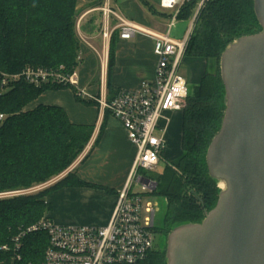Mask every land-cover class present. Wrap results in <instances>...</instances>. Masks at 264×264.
Returning <instances> with one entry per match:
<instances>
[{"label":"trees","instance_id":"1","mask_svg":"<svg viewBox=\"0 0 264 264\" xmlns=\"http://www.w3.org/2000/svg\"><path fill=\"white\" fill-rule=\"evenodd\" d=\"M76 5L77 0H0V194L24 192L59 177L91 141L95 127L72 124L62 108L29 109L43 92L65 87L37 89L19 80L1 91L3 73L61 66L72 73L78 67L82 43ZM195 9L196 2L186 4L178 19H192ZM260 31L253 0H209L196 19L186 55L220 60L230 43ZM113 63L111 46L109 75ZM224 97L220 73L204 75L182 112L181 155L166 164L163 174L149 176L157 183L154 195L168 203L159 229L165 242L175 226L200 223L217 204L220 190L208 174L206 153L222 124ZM70 186L97 187L69 172L39 194L0 197V264H44L48 236L29 228L47 218V196ZM143 264H167L166 244Z\"/></svg>","mask_w":264,"mask_h":264},{"label":"built area","instance_id":"2","mask_svg":"<svg viewBox=\"0 0 264 264\" xmlns=\"http://www.w3.org/2000/svg\"><path fill=\"white\" fill-rule=\"evenodd\" d=\"M208 1L158 0L161 9L173 13L164 35L140 28L109 8L101 9L105 17L114 15L119 22L113 30L104 32L105 38L110 39L113 32L119 30L120 38L124 40L137 34H147L154 39L155 77L143 82L138 90H120L111 99L103 100L78 88L77 68L67 73L63 66L58 69L28 67L19 74L1 75L2 93L8 92L12 83L23 80L37 89L45 86L73 88L78 98L99 102L103 111H108L122 124L137 150L127 183L117 196L106 226H59L43 218L29 228V232H44L48 236L44 264H143L156 249V206L148 203L144 207L143 198L154 196L157 183L141 172L154 173L165 162L166 136L172 117L181 114L187 106L189 82L179 69L196 18ZM191 2H196L197 7L191 27L182 40H175L171 33L179 20L178 15ZM81 61L80 54L77 62L81 64ZM90 149L88 144L79 159H83ZM10 194L13 193L0 194V197Z\"/></svg>","mask_w":264,"mask_h":264},{"label":"crops","instance_id":"3","mask_svg":"<svg viewBox=\"0 0 264 264\" xmlns=\"http://www.w3.org/2000/svg\"><path fill=\"white\" fill-rule=\"evenodd\" d=\"M104 7L140 28L160 35L166 34L173 15L161 9L158 0H77V34L82 43V61L77 67L78 88L103 100L111 99L120 90H138L143 82L154 79L157 67L155 42L151 36L137 34L124 40L120 38V31L115 30L110 39L104 37V32L119 24L114 15L104 16L101 10ZM181 21L176 22L171 33L175 40H180L181 35L174 34V31L182 32L186 25ZM111 46L114 47V63L109 75ZM109 84L112 91H109ZM39 105L60 107L72 124L95 127L89 153L83 159H77L64 176L74 172L82 182L97 187L70 186L51 192L46 198L51 206L47 218L59 226H106L117 196L127 183L136 147L130 142L122 124L108 111H103L99 102L78 99L73 88L47 90L29 109ZM179 115L172 117L167 136L174 118L179 120L182 136ZM180 155L181 152L178 157Z\"/></svg>","mask_w":264,"mask_h":264},{"label":"water","instance_id":"4","mask_svg":"<svg viewBox=\"0 0 264 264\" xmlns=\"http://www.w3.org/2000/svg\"><path fill=\"white\" fill-rule=\"evenodd\" d=\"M253 1L261 31L220 58L225 112L206 153L219 198L200 223L172 229L167 264H264V0Z\"/></svg>","mask_w":264,"mask_h":264},{"label":"rangeland","instance_id":"5","mask_svg":"<svg viewBox=\"0 0 264 264\" xmlns=\"http://www.w3.org/2000/svg\"><path fill=\"white\" fill-rule=\"evenodd\" d=\"M206 5V4H205ZM205 5L200 9L199 14L201 10L205 7ZM197 8V7H196ZM197 9H195L194 13L196 12ZM193 13V15H194ZM198 14V16H199ZM197 16V17H198ZM193 18V16H192ZM197 19V18H196ZM191 20L192 19H187V20H179V22H186L184 24L185 27H183L182 32L179 30H175V33L180 34L181 36L179 37L180 40L184 38V36L188 33L190 27H191ZM170 21V20H168ZM194 28V27H193ZM166 31V30H165ZM191 36V35H190ZM190 38V37H189ZM192 59V60H191ZM194 58H188L186 55V51L184 54L183 62L182 65L179 69V73L187 79L189 82V92L193 96L195 94L196 88L204 75L206 74H219L220 73V60L218 59H195ZM191 60V61H190ZM191 62V64L189 63ZM179 119H181L182 122V113L178 116ZM181 128L179 130V120L175 121V118L173 119V123L170 127L169 134L167 136L168 140V148L167 151L165 152V162L161 163L158 168L153 172H145L142 171L141 173L146 174V176H151V175H161L163 174L166 164L168 162L173 161L176 159L181 152ZM80 158V157H79ZM78 158V159H79ZM66 173V172H65ZM64 173V174H65ZM64 174L60 175L59 177L54 178L53 180L49 181L48 183L41 185V186H36L32 189L26 190L24 192H10L13 194L10 195H5L1 197H13L17 195H29V194H39L42 190H45L46 188H49L53 184H55L58 180L61 179ZM137 189L136 184L134 185V190ZM148 203L153 204L156 206V215H155V225L157 229H161L164 227V217L166 214V209H167V199L164 196L160 195H154L150 197H144L143 198V206L145 207ZM144 214V213H143ZM166 242L165 241H160L157 243V248L155 250H163L165 247Z\"/></svg>","mask_w":264,"mask_h":264},{"label":"flooded vegetation","instance_id":"6","mask_svg":"<svg viewBox=\"0 0 264 264\" xmlns=\"http://www.w3.org/2000/svg\"><path fill=\"white\" fill-rule=\"evenodd\" d=\"M156 237H157V243H159L161 240L165 241V235L164 232H161L159 229L156 228ZM157 248V245H156Z\"/></svg>","mask_w":264,"mask_h":264}]
</instances>
